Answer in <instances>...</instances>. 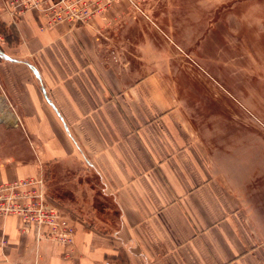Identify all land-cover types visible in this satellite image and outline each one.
I'll return each mask as SVG.
<instances>
[{
	"label": "crops",
	"instance_id": "crops-1",
	"mask_svg": "<svg viewBox=\"0 0 264 264\" xmlns=\"http://www.w3.org/2000/svg\"><path fill=\"white\" fill-rule=\"evenodd\" d=\"M109 17L43 31L0 0L20 34L0 50V184L43 179L75 227L67 258L0 215V264H264V149L220 153L213 90L187 85L159 25Z\"/></svg>",
	"mask_w": 264,
	"mask_h": 264
},
{
	"label": "rangeland",
	"instance_id": "rangeland-1",
	"mask_svg": "<svg viewBox=\"0 0 264 264\" xmlns=\"http://www.w3.org/2000/svg\"><path fill=\"white\" fill-rule=\"evenodd\" d=\"M111 14L110 20L136 15L159 25L179 55L172 62L187 85L213 90L220 153L237 164L250 155L252 166L258 165L264 149V0H122L100 18ZM19 36L0 20L1 51L18 54Z\"/></svg>",
	"mask_w": 264,
	"mask_h": 264
},
{
	"label": "built area",
	"instance_id": "built-area-1",
	"mask_svg": "<svg viewBox=\"0 0 264 264\" xmlns=\"http://www.w3.org/2000/svg\"><path fill=\"white\" fill-rule=\"evenodd\" d=\"M122 0H3L10 13L35 14L41 30L60 24L88 26ZM136 6V5H134ZM44 180L28 178L0 184V215L19 216L24 229H37L38 240H49L66 248L65 256H73L75 227L61 213L47 204Z\"/></svg>",
	"mask_w": 264,
	"mask_h": 264
}]
</instances>
